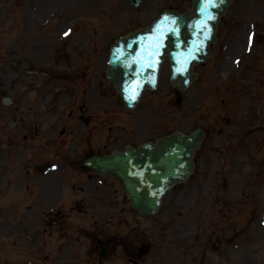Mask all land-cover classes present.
Segmentation results:
<instances>
[{
    "label": "rangeland",
    "instance_id": "374dc122",
    "mask_svg": "<svg viewBox=\"0 0 264 264\" xmlns=\"http://www.w3.org/2000/svg\"><path fill=\"white\" fill-rule=\"evenodd\" d=\"M190 4V0H146L142 8L133 11L125 0H0V96L6 93L16 102L24 91L26 101L32 102L42 91L36 84L44 76L36 69L47 67L49 62L43 52L34 51L36 41L24 46L28 50L21 47L26 38L37 34V28L39 34L52 30L58 37L72 27L71 41L112 39L147 25L164 8L185 10ZM88 21L98 28L83 27ZM217 35L218 42L212 46L214 57L193 68L196 81L181 92L180 104L170 106L175 97L165 63L156 95L146 91L145 99L133 111L135 118L150 127V133H143L142 138L159 134L161 127L185 133L193 126L208 130L195 155L193 174L165 195L158 213L151 219L128 214L116 217L103 206L130 207L120 185L111 178V188L98 191L86 187L81 193L63 185L61 192L73 195L71 205H57L71 225L68 236H58L56 228L52 233L44 222L35 221L27 226L23 253H9L10 257H18L23 264H52L59 255V245H63L67 246L63 248L67 255L82 252L75 264H97L94 257L89 260L94 247L87 232L110 228L125 234L127 228L138 226L141 232L133 233L146 235L152 245L148 264H264V102H260L264 87L256 85L257 91L252 93L236 88L240 82L248 84L250 77L264 72V0H232L221 17ZM166 92L168 107L163 105L166 108L160 107L148 117L150 104L159 103ZM155 107L159 108L158 104ZM257 109L260 114L255 115ZM225 118L232 123L225 125ZM260 122L262 126H258ZM19 126L7 129L3 135L16 136ZM80 195L85 198L80 202L83 214H78L73 204ZM88 197L93 202L87 204ZM21 208L18 206L19 213ZM116 220L121 224L125 220L129 226L113 228ZM128 261L117 252L107 255L103 264H130Z\"/></svg>",
    "mask_w": 264,
    "mask_h": 264
},
{
    "label": "water",
    "instance_id": "95a60500",
    "mask_svg": "<svg viewBox=\"0 0 264 264\" xmlns=\"http://www.w3.org/2000/svg\"><path fill=\"white\" fill-rule=\"evenodd\" d=\"M128 2L137 7L143 0ZM229 2L193 0L192 15L188 11L183 14L165 11L151 27L128 34L112 48L107 72L116 81L124 105L133 106L144 86H155L165 53L172 62V82L176 84L179 80L184 88L194 77L191 64L209 55L208 43L214 41L216 22ZM204 136L202 129L189 135L173 132L166 140L145 144L139 151L128 149L108 157L95 156L85 164L98 173L118 177L132 207L140 215H149L157 210L162 194L191 172L193 152Z\"/></svg>",
    "mask_w": 264,
    "mask_h": 264
},
{
    "label": "flooded vegetation",
    "instance_id": "af4514ba",
    "mask_svg": "<svg viewBox=\"0 0 264 264\" xmlns=\"http://www.w3.org/2000/svg\"><path fill=\"white\" fill-rule=\"evenodd\" d=\"M84 76L86 80L79 89L80 103L73 110L81 121L79 139L76 141L78 150L72 148L68 150L65 140L60 136L52 135L53 127L50 124L44 128V120L53 117V113L48 109L43 113H39L37 109L31 111V125L27 120L21 121L24 118L19 117L22 125L18 134L20 139L15 143L8 139L9 148L0 150V260H2L0 263L3 262L2 264H7L8 252L18 254L23 248L22 237L17 233L24 220L21 211L18 212V206L24 201L25 179L37 181L42 177L45 185H53L56 174H61L67 167L76 168L72 165L76 162L72 161L70 151L80 154L83 159L91 154L108 152L126 144L135 147L138 130L142 133L148 131L145 126H137L135 118L121 117L116 110L117 103L113 100L112 85L97 64ZM28 109L32 108L28 107ZM65 131L64 127L60 135ZM145 140L147 139L143 138L141 142ZM2 145L6 146L5 141ZM52 164H56L58 169L49 171ZM44 170L48 171L43 173ZM86 177L91 187L98 188V184L91 182L94 174L86 171ZM67 178L69 179L70 176ZM50 198V195L43 198L36 197L31 202L47 201Z\"/></svg>",
    "mask_w": 264,
    "mask_h": 264
},
{
    "label": "snow or ice",
    "instance_id": "6c2138e0",
    "mask_svg": "<svg viewBox=\"0 0 264 264\" xmlns=\"http://www.w3.org/2000/svg\"><path fill=\"white\" fill-rule=\"evenodd\" d=\"M209 2H210V0H209ZM202 11H203V9H202ZM65 35H68V33H65ZM180 69H178V71H179Z\"/></svg>",
    "mask_w": 264,
    "mask_h": 264
}]
</instances>
